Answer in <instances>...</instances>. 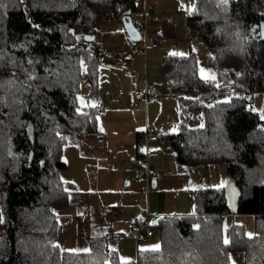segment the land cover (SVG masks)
Here are the masks:
<instances>
[{
	"label": "trees",
	"instance_id": "16d2710c",
	"mask_svg": "<svg viewBox=\"0 0 264 264\" xmlns=\"http://www.w3.org/2000/svg\"><path fill=\"white\" fill-rule=\"evenodd\" d=\"M144 3L0 0V264H232L234 253H242L244 264H264V119L248 110L255 95L264 96V0H195L187 30L203 44L213 80L200 77L193 53L161 61L167 92L179 104V129L165 136V151L189 170L223 166L237 191V213L225 188H201L194 192V215L134 226V238L153 230L159 238L158 249L139 252L135 261L120 262L105 237L91 240L86 251L58 244L64 223L81 221L69 214L76 191L61 178L63 148L100 135L99 114L80 112L92 110L80 101L81 65L90 94L97 92L101 66L84 36L96 37L105 15L123 16ZM143 24L150 35L148 21ZM168 33L165 27L153 35L162 41ZM30 58L37 60L33 70ZM156 141L146 153L132 148L138 163H148ZM233 214L253 217L251 238L244 225L227 226Z\"/></svg>",
	"mask_w": 264,
	"mask_h": 264
},
{
	"label": "rangeland",
	"instance_id": "374dc122",
	"mask_svg": "<svg viewBox=\"0 0 264 264\" xmlns=\"http://www.w3.org/2000/svg\"><path fill=\"white\" fill-rule=\"evenodd\" d=\"M194 2L195 0H145V9L149 14V32L152 34L153 32L160 33L166 27V30L172 29V33L168 35L169 38L172 36L175 39L174 42L164 41L156 45L147 42L146 45H148L145 52L140 51L146 46L144 42L129 41L125 36L122 24H119L118 20L117 23L107 26L103 19L98 24L97 36L89 43L101 60V66L98 69L97 92L90 94L89 84L84 77L86 67L84 64L81 65V105H95L96 100L104 102L105 98H110L112 110L121 112L122 106H131L130 98H133V91L136 86L143 87L146 85L147 88L150 86L157 93L158 91L159 93L164 92L166 80L161 69L162 56H189L190 53H193L200 62L205 59L206 54L203 44L197 37L188 34L186 25L187 15L193 10ZM151 37L155 38L153 35ZM166 38L164 37V40ZM153 50L156 54L150 56ZM28 61L29 70H33L37 60L30 58ZM159 93L157 94V100H159L160 104L151 107L152 103H148L145 107V102H143L144 104L137 102L139 104H133L130 108V110L136 111L125 112L121 117H133V123L142 125L141 133L148 132L157 137L159 134L164 136L163 141L165 142V136L168 133H176L179 129V104L175 100L176 97L172 98L165 93ZM251 106L264 119V96L262 94L255 95ZM110 114L108 112L98 115L99 131L103 134H108L104 144L111 136H114L113 134H118L121 128L118 119L111 121L109 129L104 127L103 123L112 117ZM182 122L189 126H201L194 119L190 121L182 119ZM200 124H202V120ZM134 136L135 134L127 131L122 134L121 138L122 142H127L126 146L133 154H135V151L131 148V145L136 141ZM142 141L145 140L142 139ZM87 145L89 144L87 143ZM103 149L105 151L104 158L101 160L102 168L99 167L98 177L102 173L103 176L100 178L113 179L120 176L124 172L125 167L130 165V178L124 179L118 187L112 188L110 191L114 195L115 203L121 205V217L135 214L136 227H140L143 222L142 213L150 214L151 211L147 209V203L150 199L152 206H155L160 213L158 215H150L155 220H158L162 217L171 218L173 216L194 215V191L198 188H225L229 198L232 193H234V196L237 194L235 187L230 189L231 185L228 184L229 180L226 179L224 167L221 165L204 166L194 172L183 170L188 174V176L184 177L172 176L176 182H180L176 192H170L168 189L166 194H161L152 190L151 187L148 192H145L142 185L131 180L135 178L138 159L135 166V162L127 160L125 152L120 153L115 149L107 148L105 145ZM106 151L108 152L106 153ZM80 152L76 140L68 142L63 148L62 158L67 165V170L61 172L63 180L69 181V178L78 174L85 181L84 169L87 162L81 159L79 156ZM91 168L87 167V171H91ZM127 181L131 183L129 187L124 186ZM90 189L91 194L89 197L94 200L96 207L101 203L100 209L90 210L86 206H79L81 221L72 219L70 222H65V233L63 238L58 241V244L63 249L86 251L91 240L105 237V246L108 249L111 247L120 250L123 245L127 246V243L124 240L115 243V241L108 239L107 236L110 221L107 210H104V197L107 195L96 194L92 187ZM131 193L136 194V196H132ZM58 213L59 215L63 214V208L58 209ZM140 213L141 215H139ZM163 213L168 215H162ZM71 216L74 218L73 214ZM231 224L244 225L246 235L249 238L254 235L253 217L251 215L233 214L227 217V226L229 227ZM227 237L226 234V239ZM148 239V241L140 245L141 249L151 248V250H155L159 248L157 230H153L152 236L148 237ZM144 244H148L150 247H144ZM120 253L122 254V252L118 251V257L124 258L123 254L120 255ZM132 254H134V251ZM231 261L232 264H244L242 253L232 254Z\"/></svg>",
	"mask_w": 264,
	"mask_h": 264
},
{
	"label": "crops",
	"instance_id": "0c3cea01",
	"mask_svg": "<svg viewBox=\"0 0 264 264\" xmlns=\"http://www.w3.org/2000/svg\"><path fill=\"white\" fill-rule=\"evenodd\" d=\"M141 7H145V5H142L139 8H141ZM138 9H136V11ZM148 20H149V14H148L147 21ZM104 23L107 26L111 25V24H107L105 22V20H104ZM140 31H142V28L140 29ZM143 31H145V35L149 38L148 43H153L154 45H156V44H158V43L160 44L164 41L174 42V41L170 40L169 36H168L169 33L172 31V29L168 30L169 33L166 36L168 38H166L165 40H162V41L156 40V38H152L148 34L146 29H143ZM150 34L153 35L151 32H150ZM125 36H127V35L125 34ZM153 37H155V36L153 35ZM127 39H128V37H127ZM147 45L140 51L145 52V50L147 49ZM153 54H156V52L154 50L150 53V56ZM164 56H166V55H164ZM164 56H162V58ZM197 67H198L199 75L203 80L208 81V80H213L215 78V73L212 71L211 68H209L207 66L206 57H205V59H202L201 62L199 60H197ZM165 80H166V78H165ZM144 88L148 92L155 94L156 98L154 101H150L147 103L145 102V104H144L143 100L141 101L140 99H136L134 97L135 91L145 90ZM158 93H159V91H158ZM158 93H157V91L152 90L150 88V86L148 88L146 85H144L143 87L136 86L135 90L133 91V96H132L133 98L132 99L130 98L131 106H129V107L122 106L121 112L112 110V107L110 106V103H111L110 98H105L104 102H101L100 100H96L95 103H100V104L106 105L108 107V110L105 113L110 112L111 113L110 116H112L111 118L107 119L106 122L103 123L104 127L109 129L111 121L118 119L119 123L121 125V128L119 130V133L113 134L114 136H111L105 142V144H104V140L106 139V136L108 134H103L100 131H99L100 135L90 136L87 139V143L89 145H87L86 143H84V145H83L82 143L77 142L78 147L81 151L79 153V156L81 157L82 160H85L87 162L85 165L86 168L84 169L85 181L83 179H81L78 174L69 178L68 179L69 181L64 180V181L72 184L73 187H75L76 193L73 195V200H71V204H73V207H71L69 209L70 210L69 214L70 215L73 214L74 218H76V217L80 218V216H81V213L78 212V206L79 205L86 206L90 210H93L96 208L100 209L101 203L99 204V206L96 207V205H94V200L90 199V197H89L91 194L90 187L93 188V190L95 191L96 194H101L102 196L107 195L106 197H104V206H105L104 210H107L106 212L108 213V216L110 217L108 232H107L108 237L111 240L115 241V243H117L119 241H123V240L127 243V246L123 245L120 250H118V249L116 250V249L110 247L111 250H116L117 253H118V251L122 252L124 258L119 256L118 258H119L120 262L135 261L139 252L151 250V248L141 249L140 245L143 242L149 240L148 237L152 236V231L144 239H142L140 241H136L134 239V235H133V228L137 224V220L134 221L135 220V214L128 215L127 217H121V205L115 203L114 195H112V192L110 191V189L118 187L123 182L124 179L130 178V175H131L130 165L125 167L124 172L120 176L114 177L113 179L100 178L103 176L102 173L100 174V177H98V170H99V167L102 168L101 160L104 158V152H105L103 149L104 145L107 148L115 149V150L119 151L120 153L125 152L126 156H127V160L129 162H131V161L135 162V166H136V163H137L136 152H135V154H133V152L131 150H129V148L126 146L127 142H122L121 138H122V134L124 132L130 131V132H132V134H135V136H134V139H135L137 134L142 132L141 131L142 125L137 124V123H133L134 122L133 117H128V116L121 117V115H124V113L128 112V111H136V110H130V108L132 107L133 104H139L137 102L144 104L145 107L148 103H152L151 107H153V105L160 104L159 100H157V94ZM161 93H165L168 96L175 98L174 95L167 92V81H166V89H164V92H161ZM161 93H159V94H161ZM133 100L136 101V103H134ZM175 100H176V98H175ZM93 106L94 105H89V106L87 105V106H83V107H93ZM146 111H147V108H146ZM99 115H102V114H99ZM178 127H179V125H178ZM168 134H170V133H168ZM166 147H167L166 142H164L161 139V135L158 134V140L156 142H153L150 144V154L148 156L149 165L151 167H153V169L158 171V175L154 179L155 185L152 186V183H151L150 187L152 190H155L156 192L161 193V194H166L168 189L170 192L171 191H175V192L178 191L177 187L180 185V182H176L172 176H178V177L188 176V174L183 170L194 172L196 169H201V167H204V166H199V167H196L192 170H189V169L177 166L173 160V157L165 151ZM107 152L108 151H106V153ZM62 160H63V158H62ZM63 162H64V160H63ZM87 164H89V165H87ZM65 165H66V163H65ZM87 167H90V168L92 167L91 168L92 170L87 171ZM66 170H67V165H66L65 170H63V171H66ZM131 180L134 181L135 183L142 185L143 189H144L143 183L138 182L135 178H133ZM84 184H86V185L84 186ZM130 185H131V183L127 181L124 186L129 187ZM232 187L233 186H231L230 189H232ZM198 189H201V188H198ZM149 190H150V188H149ZM131 194H132V196H136V194H134V193H131ZM231 197L235 198L236 194L234 196V193H232ZM150 203H151V199L148 200V203H147V209H149L151 211L150 214H152V215L160 214L158 212V209L155 206L153 207L152 206L153 204L152 203L150 204ZM141 213L139 215H141ZM178 214H181V213H178ZM162 215H168V214L163 213ZM71 217L72 216H70V218ZM143 246L144 247H150V245H148V244H146V245L144 244ZM133 251H134V254H132ZM122 254L120 253V255H122Z\"/></svg>",
	"mask_w": 264,
	"mask_h": 264
},
{
	"label": "built area",
	"instance_id": "2783aa9c",
	"mask_svg": "<svg viewBox=\"0 0 264 264\" xmlns=\"http://www.w3.org/2000/svg\"><path fill=\"white\" fill-rule=\"evenodd\" d=\"M130 17L132 19L133 24L135 25L136 29L138 30L139 25H141L142 31H139V36L140 39L143 40L144 44L146 45V43L149 41V38L145 35V31H143V29H145V24H143L144 22H147V18H148V13L145 9V7H141L139 8L137 11L131 12ZM105 21L107 24H110L111 21L118 19L119 22L121 23V19H122V15H119V17L113 15V14H107L104 16ZM140 28V29H141ZM140 32L143 34L141 36ZM134 97L136 99H140L143 100L144 102H150V101H154L156 96L153 93L148 92L147 90H137L134 92ZM92 110L90 108L81 110V113H85V114H89L91 111H96L98 114H102L105 113L108 110V107L106 105L100 104V103H96L93 107H91ZM248 110L249 111H254L252 106H248ZM142 139H144L145 141H142ZM157 140V136L152 135L151 133L145 132L143 134V137L132 144V148L134 149H140L142 151H144L146 153L147 149H148V143L151 141H156ZM158 175L157 171L155 169H153L152 167L149 166V164L147 163L146 160L141 159L138 163V167H137V171L135 174V179L144 184V191L148 192L150 186H151V182L154 181V178ZM168 217H162L160 218V220L162 221H167ZM159 220V219H158ZM155 222V219L148 213H144L143 214V222L144 224L147 225H151ZM140 234L136 233L135 235V239L136 240H140Z\"/></svg>",
	"mask_w": 264,
	"mask_h": 264
},
{
	"label": "water",
	"instance_id": "95a60500",
	"mask_svg": "<svg viewBox=\"0 0 264 264\" xmlns=\"http://www.w3.org/2000/svg\"><path fill=\"white\" fill-rule=\"evenodd\" d=\"M130 14H131V11H128L122 16L121 24L123 26V29H124L128 39L131 42H139V40H140L139 32L136 29L135 25L133 24L132 19L130 17ZM260 34L262 36H264V26L263 25H261V27H260ZM94 39H95L94 36H87V35L84 36V40L88 43L92 42ZM233 83L234 82L231 81V85ZM31 143H33V140H31ZM31 156H32V154H30L29 161H30ZM151 183H152V186L155 185L154 181H152ZM229 206H230L232 213H237L238 208L236 206V199H234V197L229 198Z\"/></svg>",
	"mask_w": 264,
	"mask_h": 264
},
{
	"label": "snow or ice",
	"instance_id": "6c2138e0",
	"mask_svg": "<svg viewBox=\"0 0 264 264\" xmlns=\"http://www.w3.org/2000/svg\"><path fill=\"white\" fill-rule=\"evenodd\" d=\"M225 243L227 244V243H228V241H227V240H225Z\"/></svg>",
	"mask_w": 264,
	"mask_h": 264
}]
</instances>
